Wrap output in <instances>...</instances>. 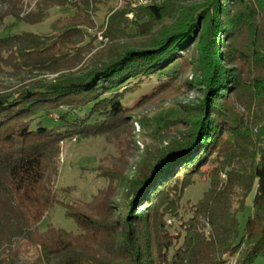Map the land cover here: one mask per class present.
Here are the masks:
<instances>
[{"label":"trees","instance_id":"trees-1","mask_svg":"<svg viewBox=\"0 0 264 264\" xmlns=\"http://www.w3.org/2000/svg\"><path fill=\"white\" fill-rule=\"evenodd\" d=\"M98 4L38 0L37 11L19 13L8 6L0 19L14 17L30 25L42 23L54 7L77 12L53 22L51 28L63 33L52 42L32 33L0 37V65L32 60L36 68L70 65L85 49L72 45L89 35L84 27H93L81 17L97 11ZM129 14L137 37L146 40L116 46L108 61L79 77L35 82L0 96V236L26 238L27 252L35 250L40 264H229L239 253L241 264L264 262V124L254 132L235 101L247 89V110L264 100V0H152L148 6H126L109 17L104 32L108 41L116 21ZM189 47L205 99L179 120L186 131L167 146L147 152L117 220L111 202L119 179L114 166L101 168L109 186L92 202H61L56 184L63 142L126 128L130 109L122 103L124 93L113 91L186 59ZM89 106L85 118L70 120ZM60 109L66 112L60 114L58 126L38 121ZM197 176L210 187L192 206V217L182 225L183 242L170 254L179 238L168 233L165 218L178 215L185 191ZM252 194L253 214L241 229L238 214L245 213ZM237 195L235 211L231 200ZM57 205L79 233L52 225L39 232ZM0 264L17 262L0 251Z\"/></svg>","mask_w":264,"mask_h":264},{"label":"rangeland","instance_id":"rangeland-1","mask_svg":"<svg viewBox=\"0 0 264 264\" xmlns=\"http://www.w3.org/2000/svg\"><path fill=\"white\" fill-rule=\"evenodd\" d=\"M37 1L0 0V16L8 6H12L17 13L37 11ZM99 2L97 9L95 8L97 11L81 17L84 21H92L93 27H84L89 35L83 43L72 45L79 48L85 47L78 53L76 61L62 68H36L34 60L28 61L27 64L21 62L22 66L18 63L1 64L0 96L12 94L35 82H52L64 76L79 77L108 61L107 54L111 53L116 46L146 40L144 37H137L135 26L132 24L133 14H129L116 21L111 41H108L104 32L107 29L109 17L130 5H119L116 0H99ZM76 12L71 8L54 7L49 11L47 18L37 25L27 24L14 17L0 19V37L32 33L46 37L52 42L63 33L61 29L56 31L51 28L53 22L74 17ZM184 55L186 59L176 61L163 72L149 78L130 79L129 82L113 91L124 93L122 103L130 109L126 128L108 136H76L63 142L60 174L56 184V192L61 202H92L100 191L109 186L108 179L101 174V168L114 166L119 179L113 187L111 202L115 210L113 221L117 220L122 212L120 208L147 152L156 146H167L172 139L186 131L188 127L179 120L205 99L204 89L197 83L195 67L192 64V47H189ZM164 84L167 87L160 90ZM235 101L238 112L246 117L249 127L256 132V128L264 124V100L251 111L247 110L246 105L250 103V92L247 89L241 91ZM90 108L89 106L77 111L70 120L85 118ZM64 112H66L65 109H60L38 121L40 120L47 127L58 126L60 114ZM94 120L95 118L92 119ZM172 122L178 123L175 125ZM33 127L35 128L36 125L34 124ZM194 180L195 184L185 191L178 215L171 214L165 218L168 233L179 238L174 241V248L170 250V254L183 242L185 231L182 225L192 217V206L203 198L210 187V182L205 178L197 176ZM253 199L254 194L247 200L248 208L245 213L238 214L241 229L244 228L248 216L253 214L251 207ZM239 203L240 197L234 196L231 200V209L238 210ZM141 210H144V207ZM141 210H137V214ZM49 225L79 233L77 224L66 217V211L62 206L57 205L42 221L39 232H46ZM1 238L6 240L0 236ZM25 242L26 238L23 236H13L4 242L0 240V251L4 257L8 254L13 255L17 264H40L36 251L27 252ZM242 257V253L237 254L230 259L229 264H241ZM256 264H264V262L259 259Z\"/></svg>","mask_w":264,"mask_h":264},{"label":"built area","instance_id":"built-area-1","mask_svg":"<svg viewBox=\"0 0 264 264\" xmlns=\"http://www.w3.org/2000/svg\"><path fill=\"white\" fill-rule=\"evenodd\" d=\"M119 5L129 4L132 8L148 6L152 0H116Z\"/></svg>","mask_w":264,"mask_h":264}]
</instances>
